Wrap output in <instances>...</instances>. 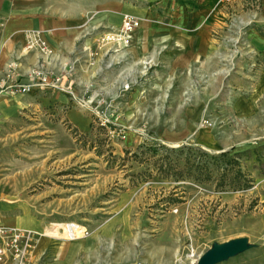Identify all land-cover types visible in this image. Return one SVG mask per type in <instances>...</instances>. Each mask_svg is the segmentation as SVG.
Wrapping results in <instances>:
<instances>
[{
  "label": "rangeland",
  "instance_id": "374dc122",
  "mask_svg": "<svg viewBox=\"0 0 264 264\" xmlns=\"http://www.w3.org/2000/svg\"><path fill=\"white\" fill-rule=\"evenodd\" d=\"M263 2L217 0L221 53L166 97L161 88L156 99H131L136 79L126 78L141 68L106 40L122 22L105 33L84 30L71 63L49 74L63 79L57 90L27 94L18 83L4 85L16 106L0 117V189L25 200L41 222V231H29L31 251L38 239L70 243L60 241L61 229L75 222L94 235L93 258L104 259L91 264H195L212 242L240 237L256 247L220 264H264V104L245 121L228 111L231 98L253 92L264 66L250 41L264 31ZM203 88L208 106L195 128L210 135L204 147L181 124H188L182 112L203 101ZM51 91L61 98L42 105ZM169 135L183 139L171 143Z\"/></svg>",
  "mask_w": 264,
  "mask_h": 264
},
{
  "label": "crops",
  "instance_id": "0c3cea01",
  "mask_svg": "<svg viewBox=\"0 0 264 264\" xmlns=\"http://www.w3.org/2000/svg\"><path fill=\"white\" fill-rule=\"evenodd\" d=\"M218 4L217 0H143L136 6L125 0H0V117L13 112L16 106L11 93L2 89L5 84H27L33 70L49 75L69 65V57L76 51L77 40L84 30L90 27L101 32L117 30L124 15L138 20L127 47L117 55L127 57L131 66L141 68L134 70L140 74L137 78L134 75L126 78L130 83L136 79L131 99L135 104L146 98L156 99L161 88L166 89L163 95L166 97L171 85L182 84L183 79L189 82L190 75L204 70L214 53H221V44L214 36L223 24ZM261 16L264 19V4ZM250 37L255 42L254 49L264 56V31L255 30ZM257 73L253 92L229 100L228 111L235 120L245 121L262 109L264 66ZM251 75L247 77L252 78ZM210 78L209 82L215 83L222 79L221 76ZM41 90L50 89L35 87L27 94ZM51 92L47 98H40L42 105L59 101V93ZM201 97V103L198 97L195 99L192 111L182 112L188 124H181L194 132V141L203 146L202 136L207 132L201 127L195 128V124L206 115L208 102L204 88ZM149 111L157 114V109L154 112L152 107ZM67 116L75 118L76 114L68 112ZM167 139L179 143L183 136L176 139L175 135H169ZM209 139L213 149L218 147L219 144ZM0 226L36 233L42 230L41 222L35 220L27 202L1 189ZM93 237L90 234L85 239L59 246L57 239H38L37 250L33 252L34 264H91ZM93 259L104 260L100 256Z\"/></svg>",
  "mask_w": 264,
  "mask_h": 264
},
{
  "label": "built area",
  "instance_id": "2783aa9c",
  "mask_svg": "<svg viewBox=\"0 0 264 264\" xmlns=\"http://www.w3.org/2000/svg\"><path fill=\"white\" fill-rule=\"evenodd\" d=\"M121 22V31H110L106 40L116 42L125 48L130 41L131 34L138 27V20L124 15ZM29 79L30 82L27 84L16 85L19 93H26L34 87L57 90L61 87V80H63L60 76L43 75L35 70L30 72ZM66 89L62 91L69 93ZM124 89H127V86ZM76 103L81 108L86 106V103L79 99H76ZM61 231L63 235L61 240L67 242L85 239L89 236L86 228L75 222H67L62 226ZM30 241L33 242L29 231L0 226V264H34L33 251H31L33 247Z\"/></svg>",
  "mask_w": 264,
  "mask_h": 264
},
{
  "label": "water",
  "instance_id": "95a60500",
  "mask_svg": "<svg viewBox=\"0 0 264 264\" xmlns=\"http://www.w3.org/2000/svg\"><path fill=\"white\" fill-rule=\"evenodd\" d=\"M255 247V245L250 244L244 237L229 239L221 243L212 242L197 257L195 264H220Z\"/></svg>",
  "mask_w": 264,
  "mask_h": 264
},
{
  "label": "bare ground",
  "instance_id": "6f19581e",
  "mask_svg": "<svg viewBox=\"0 0 264 264\" xmlns=\"http://www.w3.org/2000/svg\"><path fill=\"white\" fill-rule=\"evenodd\" d=\"M193 262V261H192ZM192 264V263H191Z\"/></svg>",
  "mask_w": 264,
  "mask_h": 264
}]
</instances>
